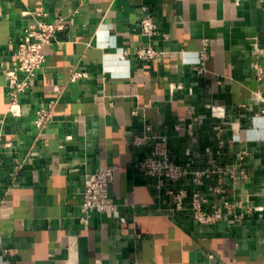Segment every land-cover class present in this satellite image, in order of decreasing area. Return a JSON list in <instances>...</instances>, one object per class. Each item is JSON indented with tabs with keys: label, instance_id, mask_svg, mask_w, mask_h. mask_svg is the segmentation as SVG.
<instances>
[{
	"label": "crops",
	"instance_id": "obj_1",
	"mask_svg": "<svg viewBox=\"0 0 264 264\" xmlns=\"http://www.w3.org/2000/svg\"><path fill=\"white\" fill-rule=\"evenodd\" d=\"M142 6L157 24L152 36L140 33ZM38 8L65 28L43 47L14 116L4 70ZM148 44L160 61L134 55ZM74 71L85 74L71 81ZM39 108L51 110L42 129ZM147 126L190 170L236 164L245 176L227 178L216 196L210 180L182 179L174 187L187 190L186 209L169 211L164 188L139 167L148 147L132 143ZM106 165L125 221L95 212L84 227L85 179ZM0 169V264H264V0H0ZM197 189L210 203L233 202L240 220L223 209L218 221H196Z\"/></svg>",
	"mask_w": 264,
	"mask_h": 264
},
{
	"label": "built area",
	"instance_id": "obj_2",
	"mask_svg": "<svg viewBox=\"0 0 264 264\" xmlns=\"http://www.w3.org/2000/svg\"><path fill=\"white\" fill-rule=\"evenodd\" d=\"M142 16L139 22L140 33L144 36H152L157 33V24L152 15L147 12L145 6L141 7ZM27 13L35 17L34 22L29 23L23 30L20 40L16 48L17 63L11 69H5L6 77V93L8 96L7 111L14 116L21 113L19 96L28 91L36 77L37 72L45 62V55L42 51L45 45L52 43L57 33L65 28L62 18L54 21L45 19L46 12L41 9H35ZM208 44L204 41L200 50V60L193 66L198 74L205 72V62L207 60ZM127 53H122V56ZM163 52L151 44L138 47L134 51V55L140 60L160 61ZM258 79L262 77V69L255 64ZM85 73L74 71L70 80L74 81L83 76ZM176 86L171 85V89ZM219 107L212 106L211 114L214 117H220ZM35 126L38 129L45 127L51 120V110L47 108H39L35 112ZM200 118L196 117L195 121ZM179 128V125H177ZM190 128V127H189ZM147 132L142 135H134L132 143L135 146H147L148 150L144 157L139 160V167L144 173L155 181V187L158 191L164 188V192L168 197V210L177 212L185 210L184 199L187 197V190L183 187L175 188L174 184L190 178L195 185H202L204 181L210 180L212 183L207 187L212 195L224 193L226 187L225 180L231 179L236 181L238 177L245 176L240 165L218 164L211 162L209 165L201 169L190 170L186 166L177 163L171 155L167 137L163 134H148L150 126L146 127ZM221 130L219 126L216 127ZM189 136L194 140L192 132L188 131ZM208 150V149H207ZM245 152L239 154V159H243ZM1 170V169H0ZM114 183V167L103 166L98 170L89 173L85 179L84 190L81 195L80 202V222L84 227L88 226V221L92 213H102L109 218L124 222L125 218L120 214V203L112 195V186ZM235 204L226 197H220L215 202L210 203L207 193L197 189L192 192L188 210L199 223H212L222 219L223 209L228 214L234 216L235 221H239L241 215L234 214Z\"/></svg>",
	"mask_w": 264,
	"mask_h": 264
}]
</instances>
